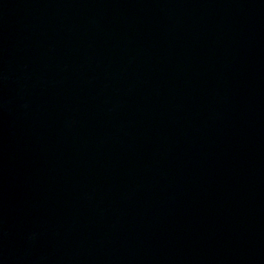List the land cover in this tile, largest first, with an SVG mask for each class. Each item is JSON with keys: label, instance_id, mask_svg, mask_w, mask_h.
Wrapping results in <instances>:
<instances>
[{"label": "water", "instance_id": "1", "mask_svg": "<svg viewBox=\"0 0 264 264\" xmlns=\"http://www.w3.org/2000/svg\"><path fill=\"white\" fill-rule=\"evenodd\" d=\"M0 264H264V0H0Z\"/></svg>", "mask_w": 264, "mask_h": 264}]
</instances>
